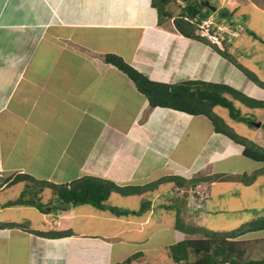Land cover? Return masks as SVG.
<instances>
[{
    "label": "crops",
    "instance_id": "crops-1",
    "mask_svg": "<svg viewBox=\"0 0 264 264\" xmlns=\"http://www.w3.org/2000/svg\"><path fill=\"white\" fill-rule=\"evenodd\" d=\"M186 1L201 5L210 20L224 23L226 16L232 27L241 24L255 33V18L249 17H264V0ZM178 4L172 8L176 12ZM177 14L159 24L152 0H0V264H123L137 253L114 244L120 239L132 243L123 233L135 235L136 228L152 222L177 231L178 223L189 222L180 214L187 208L181 202L191 203V195L183 192L205 189L213 180L206 178L210 173L223 177L232 168L228 161L237 168L243 163L242 146L210 128L207 116L150 106L130 79L104 60V54L116 53L158 81L222 82L224 77L222 83L249 94L257 90L219 46L180 33ZM236 40L246 44L241 37L231 43ZM40 154L55 159L53 165L38 160ZM40 161L48 171H38ZM73 165L77 171L68 175ZM17 173L57 184L93 176L132 193L112 192L107 199L119 201L123 214L92 203L55 209L60 202L49 187L29 191L24 199L33 200L29 196L36 192L33 204L7 205L32 184L9 183ZM194 175L202 180L190 185L187 178ZM169 177L176 178L161 180ZM134 205H144L143 212H131ZM210 207H204L206 220ZM181 236L166 245L162 255L167 260L171 245L185 239ZM139 258L132 264H141Z\"/></svg>",
    "mask_w": 264,
    "mask_h": 264
},
{
    "label": "trees",
    "instance_id": "trees-1",
    "mask_svg": "<svg viewBox=\"0 0 264 264\" xmlns=\"http://www.w3.org/2000/svg\"><path fill=\"white\" fill-rule=\"evenodd\" d=\"M176 1L177 0H152V6L156 8L159 16V24L162 23V20L173 18V15L178 13L174 18V22L177 30L180 33L188 37L207 40L210 42L207 37L198 33L201 19L208 16L203 15L201 12V5L199 7L197 6L196 2L189 1L187 3L186 0H184L186 2L185 5H182L177 1L179 3L178 5H180L181 11L176 12L171 8V5ZM249 33L255 39L260 38L252 30H250ZM260 40L264 43V39ZM230 42H232V40ZM213 45L219 46L217 43H214ZM221 53L234 62L255 84L264 87V81H262L254 71L236 61L232 53L228 51L227 44L221 50ZM104 59L107 63L113 65L117 70L124 73L131 79L135 89L147 97L150 106L173 108L195 115L203 114L211 120L216 132L224 134L226 137L242 146V153L245 157L264 162V145L258 143L248 136L238 133L235 128H233V126H230L225 121V119L214 110L216 105H221L229 108V112L232 117L244 119V117L241 116L240 111L235 107L233 101L238 100L251 108H264V99H258L250 96L239 88H236L228 83L212 82L201 79H187L178 82L153 80L131 63L127 62L121 55L116 53H106L104 54ZM228 95H230L231 98L228 97ZM236 113L238 115H236ZM170 178L172 179L176 177L162 178L161 180ZM177 178L180 180L182 179L181 176H177ZM206 178L211 179V176H207ZM18 180L33 181L32 183H34V186L39 188H52L58 198V202L60 203L70 202L74 205L81 203H92L102 209L105 208V201L109 198L112 192H119L122 194L132 193L129 187L121 186L114 183L113 181L93 176H83L67 183L57 184L52 181L37 180L28 173H17L14 177H12V180L9 183ZM161 180H159V182H162ZM201 180L202 176L194 177V179H190V185H196L197 183L201 182ZM241 181L245 184L254 182L250 180V178H245L244 175ZM22 202L25 204H33L37 201L34 199L25 200L21 198L10 201L7 203V205ZM178 229L188 232L190 235L201 232L202 234H205V238L182 239L171 245V257L175 263L218 264L220 262V254L223 255L224 260L233 263L234 259L231 258V256H233V253H235L234 241H228V238H233L235 236L237 237L253 231L264 230V215L253 218L251 221L249 220L244 223V225L231 230H215L208 226L191 227L188 225V223L183 225L178 223ZM38 232L41 234H46L44 231ZM48 233L51 235L54 234L52 232ZM58 233L64 234L62 232ZM216 240L221 242L216 244ZM236 253L238 254V252ZM138 256L139 253L133 254L127 258L123 264L130 262ZM192 256L199 257L196 260H191ZM237 263L264 264V257L262 259L249 258L241 262H234L233 264Z\"/></svg>",
    "mask_w": 264,
    "mask_h": 264
},
{
    "label": "rangeland",
    "instance_id": "rangeland-1",
    "mask_svg": "<svg viewBox=\"0 0 264 264\" xmlns=\"http://www.w3.org/2000/svg\"><path fill=\"white\" fill-rule=\"evenodd\" d=\"M213 2L215 5L217 4V1L213 0ZM171 8L176 9L177 6L173 4L171 5ZM209 11L214 12L212 10ZM252 17L255 18L254 21L257 25L255 26L259 29L258 31H256V34L260 38L255 39L253 36L250 35L249 33L250 29L246 27L245 30L244 27L240 24L237 26L239 29H241V34L239 37L244 38L246 44H243L244 42H240L238 40L234 41L233 43L228 42L227 40V42L222 44L220 48L223 49L226 44L231 43L232 44V46L230 47L231 50L228 48V51L229 52L232 51L233 53L232 55L234 56L236 61L246 66L250 70L254 71L257 74V76L262 81H264V43L260 40L264 38V17H261L259 19V17H255L252 13L251 16L249 17L250 20L249 18L248 20L251 21ZM100 60L104 61L105 59L103 60V58L101 57ZM100 66L103 68L101 63ZM90 72L94 74L95 69H93V66L91 67ZM215 76L218 79L222 77V75L220 74ZM127 78L129 77L127 76ZM221 79L222 82H224L223 81L224 77H222ZM231 85L242 90L240 87L236 85L233 84ZM105 89L107 91L108 88L106 87ZM256 89L257 90L253 91V93L250 94L244 90L242 91L255 98L264 99V87L258 85ZM228 97L231 98L230 95H228ZM233 102L235 107L240 111L241 116L244 117V119H241L239 117H232L230 115L229 108L221 105H216L214 110L220 116H222L230 126H233V128H235V130L238 133L248 136L253 140L259 142L260 144L264 145V108H259V107L251 108L244 105L238 100H234ZM237 113L236 115H238ZM253 122L254 123L260 122L261 124L260 126H258L256 124H253ZM207 125L210 126V128L212 126L214 127L212 122L207 123ZM86 140L87 139H84V144H86ZM243 159L240 160L243 163L239 165L238 168L235 165V162L228 161L226 163L227 168L230 165L232 166V168H229L226 171H224L223 177L222 175L220 176L217 173H210V175L206 174L207 176H211V179L215 180L214 181L215 184H213V180H210L208 181V185H206L209 188L208 189L206 187V191L210 193V196L212 198L211 200H209L210 199L209 196L205 197L201 201H198L197 198L191 197L190 198L191 203L188 206L186 202H181L182 205L186 206L187 208L185 209V212L180 214L182 217H185L187 221H189L188 222L189 226L191 227L208 226L215 230H231L241 225H244V223H246L249 220L251 221V219L253 218H257L264 215V162L252 160L247 157H243ZM38 160L41 161L44 160L41 154ZM41 161L37 165L39 167L38 171L41 170V172L43 171L46 172L49 170V168L48 166L44 167L46 165L44 164V162L48 163L49 165H53L55 159H47L44 160L43 163ZM76 166L74 167L73 165L72 168L66 170V173H68V175L69 174L72 175L73 173H75L77 171ZM233 167H235L236 169H234ZM241 168H243L245 171L242 172L238 170ZM243 175L245 176V178L247 179L250 178V180L254 182L250 186L246 187L245 184L241 182ZM196 176L197 175H194L193 177L187 179H194V177ZM221 178L227 181L219 182ZM155 184H157V182ZM30 185L31 186L28 187V191L26 190L24 191L22 199L26 198L30 190L33 191H35V189L39 190V187L34 186V183ZM29 197H32L34 199L37 198L36 200H38L36 192L30 195ZM118 202L119 201L114 200L113 201L114 204H112V202H107L106 200L105 209L113 211L114 213L123 214L122 212H126L125 211L126 209L117 205ZM170 203L171 201L168 204ZM197 203H202L204 205ZM209 203L211 205L210 207L211 211L207 212L208 218L206 220L204 207L206 204L209 205ZM196 206H203V207L197 208ZM142 207H138V205H134L133 207H131L130 211L134 212L135 210H137L139 212L141 211L143 212L144 207L143 208ZM169 209L175 211L176 207L171 206V208ZM160 210L162 211V217H164L166 212L165 208H162ZM130 215L132 216L133 214L130 213ZM179 220H183V218H179ZM108 224L109 227L114 228L115 224L112 221H108ZM118 225H121V223L118 222ZM160 225H161L160 223L154 224L152 222L150 224L145 225L142 229L136 228L137 232L139 233H135V235H133L132 233L130 234L123 233L122 236L124 238H127V240H130L132 243L129 244L128 241L126 242L125 240L120 239V240H115L114 244H116V246H118L119 244L125 246L124 252L130 253L136 251L138 253L139 251H142L143 256H141V253L139 252L140 258L138 259L139 263L141 264H164V261L165 264H177L172 259V257H171L172 260L170 258H169L170 260H167L166 257L163 255H166V252L164 250L166 245L169 246L171 241L175 239V236L177 238V236L183 235V233H181L182 230L177 229L176 231L172 228L171 229L164 228L162 230L161 228H158ZM181 237H185V239L187 238L204 239L205 234H202L201 232H197L194 233L192 236L184 235ZM228 241H234L235 253L238 252V254L236 253L237 255L233 253V256H231V258L234 259V262H238V261L241 262L249 258L262 259L264 257V230L249 232L237 237L235 236L233 238L230 237L228 238ZM215 242L216 244H218L221 241L216 240ZM222 256H223L222 254L219 255L220 262L218 264L234 263V262L231 263L230 261L228 263L226 261H222ZM198 257L192 256L191 260H196ZM137 258L131 260L128 264H132L134 260H136Z\"/></svg>",
    "mask_w": 264,
    "mask_h": 264
},
{
    "label": "built area",
    "instance_id": "built-area-1",
    "mask_svg": "<svg viewBox=\"0 0 264 264\" xmlns=\"http://www.w3.org/2000/svg\"><path fill=\"white\" fill-rule=\"evenodd\" d=\"M178 2H180L182 5H185V2L182 0H178ZM198 33H200L202 36H206L211 42L222 45L225 39L230 41L232 36L236 34V31H234L229 25H224L221 23L214 24L209 19H201ZM1 171L2 164L0 163V176H2ZM187 192L191 195V197L197 198L198 201H201L205 197L209 196V193L206 191V189L201 188H189Z\"/></svg>",
    "mask_w": 264,
    "mask_h": 264
},
{
    "label": "bare ground",
    "instance_id": "bare-ground-1",
    "mask_svg": "<svg viewBox=\"0 0 264 264\" xmlns=\"http://www.w3.org/2000/svg\"><path fill=\"white\" fill-rule=\"evenodd\" d=\"M178 1V0H177ZM182 1H184V0H182ZM185 2V1H184ZM180 3V2H179ZM186 3V2H185ZM213 6V5H212ZM209 16V15H208ZM205 17V18H203V19H209L210 20V17ZM227 20L228 19H225V22L223 23V22H217L216 20H214V19H212L211 21L214 23V24H218V23H221V24H224V25H229L228 23H227ZM229 22H231L230 20H228ZM234 31H236V34L235 35H233L232 36V41H233V39L234 38H238L239 36H240V34H241V29L239 30L237 27H232L231 25H229ZM206 37V36H205ZM230 40V41H231ZM210 41V40H209ZM211 42V41H210ZM212 44H214L213 42H211ZM220 47V46H219Z\"/></svg>",
    "mask_w": 264,
    "mask_h": 264
},
{
    "label": "water",
    "instance_id": "water-1",
    "mask_svg": "<svg viewBox=\"0 0 264 264\" xmlns=\"http://www.w3.org/2000/svg\"><path fill=\"white\" fill-rule=\"evenodd\" d=\"M206 6H208L209 8H211L212 10H216V7L215 6H212L209 2H205L204 3ZM253 124H256L258 126H260V122L259 123H254ZM54 208H70L71 207V203L70 202H61V203H58V204H54L53 205Z\"/></svg>",
    "mask_w": 264,
    "mask_h": 264
},
{
    "label": "clouds",
    "instance_id": "clouds-1",
    "mask_svg": "<svg viewBox=\"0 0 264 264\" xmlns=\"http://www.w3.org/2000/svg\"><path fill=\"white\" fill-rule=\"evenodd\" d=\"M225 42H227V40H224L223 41V43L222 44H224ZM228 42H230V41H228ZM219 45V44H218ZM220 47L222 46V45H219ZM2 170H3V168H2ZM2 172V171H1ZM3 177V174H2V176H0V178H2ZM206 189V188H205ZM187 193V194H186ZM183 194H186V195H190L188 192H183ZM209 197H210V193H209ZM204 205V204H203ZM201 208V207H203V206H197V208ZM222 261H226L227 263L229 262V261H227V260H224V258H223V256H222Z\"/></svg>",
    "mask_w": 264,
    "mask_h": 264
}]
</instances>
